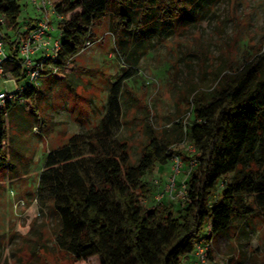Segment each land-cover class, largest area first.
Segmentation results:
<instances>
[{
	"label": "trees",
	"instance_id": "1",
	"mask_svg": "<svg viewBox=\"0 0 264 264\" xmlns=\"http://www.w3.org/2000/svg\"><path fill=\"white\" fill-rule=\"evenodd\" d=\"M188 1H57L56 9L64 20L56 74L64 75L67 68L75 67L76 55L94 35V24L109 11L117 47L126 51L124 42L129 41L133 26L163 32L164 24L170 26L181 19ZM21 11L18 0H0V14L7 18L0 29H4L5 43L13 55L18 54L22 38L36 22L26 19L24 28L19 20ZM129 50L136 61V51ZM130 75L128 72L112 85L108 111L98 125L74 133L69 143L49 152L40 180L61 217L59 235L77 260L88 264L95 256L99 264H180L182 256L193 254L206 223L212 225L210 238L214 241L235 218L257 209L264 211V158L258 156L260 147L264 148V51L237 71L218 73L212 90L193 93V118L187 133L197 152L188 158L195 159L197 166L188 177L186 204L179 216L161 202L148 207L143 199L151 192L144 176L176 154L172 147L181 141L183 122L168 134L149 121L148 139L137 162L129 142L114 138V127L122 115L125 79ZM37 92V87H30L19 93L18 101L34 109ZM12 105L0 112V154L7 145L6 115ZM86 159L98 180L86 172ZM225 176L229 180H223ZM43 233L41 230L40 239Z\"/></svg>",
	"mask_w": 264,
	"mask_h": 264
},
{
	"label": "rangeland",
	"instance_id": "2",
	"mask_svg": "<svg viewBox=\"0 0 264 264\" xmlns=\"http://www.w3.org/2000/svg\"><path fill=\"white\" fill-rule=\"evenodd\" d=\"M18 1L22 5L19 20L25 28V20L39 18V11L32 0ZM188 2L181 19L170 26L164 24L163 32L133 26L129 41L124 42L127 55L117 47L109 11L94 24L92 44L76 55L73 69L41 78L34 109L23 100L12 105L6 115L7 145L0 154V264H86L71 254L59 235L61 217L40 176L49 152L69 143L74 133L87 132L100 123L109 108L112 85L128 72L131 75L125 79L122 115L114 127V138L129 142L137 162L148 139L149 121L168 134L183 122L181 141L172 148L183 160L178 188L187 182L197 166L195 159L188 158L197 152L190 150L194 141L187 133L193 118V93L212 90L218 73L237 71L264 51V0ZM131 47L136 61L128 54ZM83 151L88 156L87 145ZM258 156L264 158L263 147ZM85 164L86 172L98 180L90 160ZM172 166L170 158L144 176L151 192L143 200L148 207L161 202L179 216L185 197L165 194L161 201L156 200L165 191ZM42 244L46 246L38 252ZM213 245L212 264L223 260L227 264H264V211L257 209L235 218L227 231L214 238ZM195 261L189 254L181 257L180 264ZM88 264H99L97 257H91Z\"/></svg>",
	"mask_w": 264,
	"mask_h": 264
},
{
	"label": "built area",
	"instance_id": "3",
	"mask_svg": "<svg viewBox=\"0 0 264 264\" xmlns=\"http://www.w3.org/2000/svg\"><path fill=\"white\" fill-rule=\"evenodd\" d=\"M32 2L39 11V18H35L34 27L22 38L17 55L11 53L5 43L4 29H0V112H3L8 104H15L20 92L30 87H38L43 76L57 73L59 70L58 59L62 49L61 25L64 15L56 9L57 0H32ZM0 24L3 26L7 24L5 14H0ZM91 44L92 40L88 39L85 48ZM17 69L19 73L15 74L14 70ZM189 148L192 152L197 151L195 143ZM172 162V172L165 191L156 196L158 201H161L165 194L170 198L181 196L186 198L187 182L184 180L182 187L178 188V176L182 170L183 160L179 155L174 154ZM212 232V225L208 223L207 231L201 235L194 247L195 264H212L210 257L213 246L210 238ZM221 264L227 262L223 260Z\"/></svg>",
	"mask_w": 264,
	"mask_h": 264
}]
</instances>
